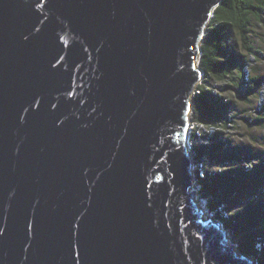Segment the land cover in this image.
<instances>
[{
	"label": "water",
	"instance_id": "water-1",
	"mask_svg": "<svg viewBox=\"0 0 264 264\" xmlns=\"http://www.w3.org/2000/svg\"><path fill=\"white\" fill-rule=\"evenodd\" d=\"M220 0H0V264H253L185 143Z\"/></svg>",
	"mask_w": 264,
	"mask_h": 264
},
{
	"label": "trees",
	"instance_id": "trees-1",
	"mask_svg": "<svg viewBox=\"0 0 264 264\" xmlns=\"http://www.w3.org/2000/svg\"><path fill=\"white\" fill-rule=\"evenodd\" d=\"M257 25L264 28V0L219 1L200 43L198 66L204 75L194 89L190 119L196 124L194 138L205 140L192 146L199 192L238 251L264 264V150L235 142L221 129L209 134L200 127H235L240 118L247 127L264 124V106L251 117L243 115L248 108H237L240 101L251 106L264 85V73L253 65L263 56L253 38ZM199 169L205 170L203 177Z\"/></svg>",
	"mask_w": 264,
	"mask_h": 264
},
{
	"label": "rangeland",
	"instance_id": "rangeland-1",
	"mask_svg": "<svg viewBox=\"0 0 264 264\" xmlns=\"http://www.w3.org/2000/svg\"><path fill=\"white\" fill-rule=\"evenodd\" d=\"M254 29H255V33H254L255 35L253 36V38L255 40V44L257 45V47H259V49L262 51L263 56L259 59V61H257V63L253 62V65L257 66L262 71V73H264V28L262 26L257 25L254 27ZM196 63L198 64V62H196ZM202 78H203V75L198 79L197 83H201ZM259 90H260V92L258 93V96L254 97L252 99L251 106L244 104L242 101L237 102V105H238L237 108L240 107V109H242V111H243V109H245V107L249 109V111H247V113H246V111H243L244 112L243 115L250 116V117L255 116V113H256L255 111L259 110L260 106H264V85L261 86V88ZM193 94H194V91H193L192 97H191L192 100H193ZM191 113H192V111H191ZM191 124L192 125L189 126V129L187 132L188 135L190 136L189 141L187 142V138L185 140L190 146H194V144H196L197 141H200V140L205 141V140H203L202 136L201 137L197 136V138H194L193 133L195 131L194 129L196 128V124L193 121ZM200 127H202L203 132L205 131L206 133H209V134H213L217 129H221L224 131L225 135L228 137H232L235 140L241 139L242 141H246L247 143H250L251 145H253L257 149L264 150V124L261 126L259 125V126L247 127L245 125L243 119L240 118V119H238V122L235 125V127L222 128L220 126H203V125H200ZM201 134H203L202 131H201ZM198 135H200V132H198ZM189 149H190V154L192 155L193 149H191V148H189ZM192 164H193V166H194L193 168L195 170L194 160H193ZM205 165H206V162H205ZM209 168L213 169V170H217L220 168V165H214L212 163H209ZM199 172H200L201 177H203L205 175L204 170L201 171L199 169ZM194 175H196V174L194 173ZM196 180H197V177H196ZM196 183H197V181H196ZM196 183L193 184V187L191 189L192 191L198 190V188H196L197 187L196 185H198V183L197 184ZM198 193L199 194H198L197 198L199 200V203H201L202 202V196H201L200 192H198ZM203 203H205V200ZM209 212H211L212 214H215L211 210ZM204 216L207 217V213ZM228 236H229L228 238L230 240V243L234 244V242L232 241L233 236L231 235L230 231H228ZM259 246H261V244L257 245V247H259ZM235 248L238 251V247L235 246ZM238 253L240 254L239 251H238ZM250 257L251 256H249V258ZM250 260L253 262V264L257 263V261L255 260L254 257H251Z\"/></svg>",
	"mask_w": 264,
	"mask_h": 264
},
{
	"label": "bare ground",
	"instance_id": "bare-ground-1",
	"mask_svg": "<svg viewBox=\"0 0 264 264\" xmlns=\"http://www.w3.org/2000/svg\"><path fill=\"white\" fill-rule=\"evenodd\" d=\"M190 114V113H189ZM189 126H190V124L188 125V128H189ZM189 135L187 136V142L189 141ZM234 141L235 142H237L238 140H235L234 139ZM188 152H189V158H190V160H191V166H192V177H193V181H194V183H196V175H194V173H195V171H194V166H193V157H192V155L190 154V151L188 150ZM203 164V165H202ZM202 164H200V166L202 165L203 167L205 166V161H203L202 162ZM205 170H206V167H205ZM205 170H204V172H205ZM217 170H219V169H217ZM216 171V170H215ZM197 184V183H196ZM197 187L196 188H198V190L197 191H195V200L198 202V204L201 206V209H202V211H203V213L204 214H206L207 213V217H209V218H214V221H216L217 223H219V224H222L223 222L217 217V216H215V214H212L211 212H209L210 211V208L208 207V204H207V202H208V200H207V198L206 197H204V196H202V202L201 203H199V200H198V192H199V190L201 189V187H200V184H198V185H196ZM204 200H205V203H203L204 202ZM222 226H224V225H222ZM227 237H229V236H227ZM236 245V244H235Z\"/></svg>",
	"mask_w": 264,
	"mask_h": 264
},
{
	"label": "clouds",
	"instance_id": "clouds-1",
	"mask_svg": "<svg viewBox=\"0 0 264 264\" xmlns=\"http://www.w3.org/2000/svg\"><path fill=\"white\" fill-rule=\"evenodd\" d=\"M191 108H192V106L190 107V110H189V113H190V111H191ZM189 123H190V125H192L191 124V119L189 118ZM188 129L189 128H187V132H188ZM186 132V138H187V136H188V133ZM185 138V139H186ZM185 143H186V145L189 147V148H191L192 149V146H190L187 142H186V140H185ZM189 151H190V149H189ZM195 171V170H194ZM223 224V223H222ZM251 258V257H250ZM257 264V263H256Z\"/></svg>",
	"mask_w": 264,
	"mask_h": 264
},
{
	"label": "built area",
	"instance_id": "built-area-1",
	"mask_svg": "<svg viewBox=\"0 0 264 264\" xmlns=\"http://www.w3.org/2000/svg\"><path fill=\"white\" fill-rule=\"evenodd\" d=\"M202 171V170H201ZM202 173V172H201Z\"/></svg>",
	"mask_w": 264,
	"mask_h": 264
}]
</instances>
